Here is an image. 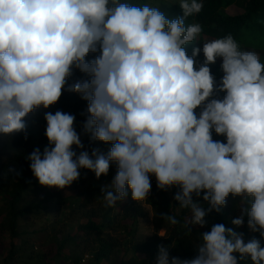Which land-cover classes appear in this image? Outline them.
Listing matches in <instances>:
<instances>
[{"label": "clouds", "instance_id": "9594fccd", "mask_svg": "<svg viewBox=\"0 0 264 264\" xmlns=\"http://www.w3.org/2000/svg\"><path fill=\"white\" fill-rule=\"evenodd\" d=\"M179 6L182 15L169 19L160 7L121 0H0V140H27L31 114L56 105L64 91L75 93L87 102L82 132L111 147L83 150L76 116L45 111L48 146L27 155L41 186L64 189L81 169L99 179L114 164L102 188L105 207L125 201L129 190L144 202L154 176L158 190L178 189L173 199L190 211L184 224L161 214L185 236L204 228L231 194L241 204L231 223L240 228L247 216L248 229L264 239V64L231 34L189 55L185 46L202 26L185 20L203 3ZM218 58L219 81L211 72ZM199 237L193 258L159 245L156 264H264L261 239L245 242L243 232L222 223Z\"/></svg>", "mask_w": 264, "mask_h": 264}, {"label": "trees", "instance_id": "16d2710c", "mask_svg": "<svg viewBox=\"0 0 264 264\" xmlns=\"http://www.w3.org/2000/svg\"><path fill=\"white\" fill-rule=\"evenodd\" d=\"M121 2L133 3L137 6L149 4V0H121ZM203 8L200 13L188 17L185 20V25H191L199 23L202 26L201 34L193 41V44L185 46L186 52L191 55L193 47H203V42L206 39H218L223 38L231 34L234 39L240 45V49L244 51L245 47H252L259 51H264V0H202ZM232 5L241 7L244 11L243 14L230 16L224 12V10ZM169 19L182 15V9L177 4H171L162 11ZM250 33L253 39L257 41H263L260 46H253L248 43H243L241 40L242 33ZM199 57V56H198ZM90 58V57H89ZM260 62L264 64V58L260 56ZM222 58H218L216 64L211 66V72L219 81L223 72L221 70ZM221 97L223 93L220 94ZM87 102L78 98V95L64 91L58 103L51 106L46 111H51L53 114L57 110H61L65 113H71L76 116L75 126L79 121L83 119L82 112L86 110ZM45 113V112H44ZM44 113L39 119V125L41 132L33 138L28 132V139L25 140L23 134L17 135L12 139H8L7 143H2L0 140V156H8L9 164H5L4 168L7 169L11 178H16L14 182V189L6 191L9 198L6 217L7 222L4 228L10 233L11 238H17L20 236L18 232V221L28 215L33 214L36 211H45L48 209L50 202L54 200L56 195L50 190H46V187L41 186L37 179L33 176L30 170V162L27 160L29 155L34 149L39 148L41 152L44 147L48 146V140L45 135L47 127L44 120ZM43 117V118H42ZM78 131L84 134L81 130V126ZM214 139H219L226 142L224 137H218L213 135ZM111 146V145H110ZM14 171H9V169ZM2 182H0V189L2 188ZM178 189L173 188L171 196H168V191H160L155 188L152 196L148 197L146 203L152 207L154 212L153 226L154 234L150 239L134 240V236L138 231V223L140 219H144L148 216L141 207H139L135 201L131 198V192L129 190L130 200L123 202L120 205L121 219L118 221L117 215H113V209L105 210L101 216L100 221H96V211L91 210L84 213L87 222L79 226L78 233L81 236H74L64 241L59 248V254L64 248V243H72L74 246L79 247L81 243L85 244V247H89L92 252L94 264H103V262L110 260L112 255L120 250V244L118 241L109 235H104L105 230H113L116 225H120L119 228L130 238L129 246L130 250L134 253L146 254L150 260L154 259L158 253L159 245H168L170 256H179L181 258H193L196 254V246L199 243V232L210 231L212 225L222 223L226 227L231 228V208L230 203L224 207L220 213L212 212L206 216L207 225L204 228H193L192 234L185 236L180 225L175 227L170 226L167 222L161 218V214H170L177 217V219L184 224L186 220H190L191 213L187 209H181L179 202L173 199L175 192ZM89 193H83L74 198H61L62 202L68 200L74 201L72 206H77V209L82 211L85 206L89 205L87 198L81 200L80 197H85ZM231 195V194H230ZM229 195V197H230ZM227 197L226 199H228ZM194 199H196L194 197ZM229 202V201H228ZM201 203H203L201 199ZM76 204V205H75ZM207 208V205H204ZM74 212V208L71 212ZM247 216H245L244 224L240 229V232L244 233V240L247 242L251 238L255 237L261 239L259 233L251 232L247 227ZM165 230V237L159 235L160 230ZM199 231V232H198ZM81 237L78 241L77 239ZM134 237V238H133ZM261 246L264 247V239H261ZM15 251H11L9 254L12 257ZM237 256L239 254H236ZM63 257L70 261L72 264H79L81 258L77 253L71 252L69 256L63 255ZM1 264H8L6 261ZM120 264H152V261H137L135 258L128 259ZM240 264H250V258L246 261H241Z\"/></svg>", "mask_w": 264, "mask_h": 264}, {"label": "rangeland", "instance_id": "374dc122", "mask_svg": "<svg viewBox=\"0 0 264 264\" xmlns=\"http://www.w3.org/2000/svg\"><path fill=\"white\" fill-rule=\"evenodd\" d=\"M180 0H149V6L160 7L161 11H165L171 4H177ZM224 12L230 16H236L243 14L241 7L237 5H232L224 10ZM212 39H206V41ZM241 40L243 43H248L253 46H260L263 41H257L252 38L250 33L243 32L241 35ZM244 51H254L258 54L259 58L262 55L264 58V51L256 50L252 47H245ZM91 58V57H90ZM201 62L203 61V53L199 54L197 58ZM80 74L77 73L72 79L69 80V83H72L73 80L78 77ZM71 94V93H70ZM78 98H80L78 96ZM46 109H39L34 114H31L28 117L29 134L35 138L38 133L41 132V127L39 125V119ZM86 111V110H85ZM43 118V117H42ZM85 117L79 121L76 126L78 133L79 127L84 121ZM81 135V141L84 145V149L91 153L92 149L97 148L102 152H107L110 145L103 144L99 141H91L87 134ZM214 135V133H213ZM8 140V139H7ZM2 141V143H7ZM73 150L81 151L76 149L75 146ZM10 157V155H9ZM6 155L0 156V182H2V188L0 189V264L6 261L8 264H72L71 259L66 260L63 255L69 256L70 251L77 253L81 258L79 264H94L92 252L89 247H85V244L81 243L79 247L74 246L72 243H64V248L61 250V255L59 254L60 245L67 239L74 236H81V233H78L79 226L87 222L84 213L87 211L95 210L96 211V221L101 220V216L105 210L110 208L113 209L112 214H118V221L121 219V203L128 202L130 197L128 195L127 199L123 202H118L114 207H105L103 198H102V188L105 185H108L112 182L116 174V166L113 164L110 166L109 173L104 176L102 175L99 179L96 178L95 173L87 169L80 170V177L77 181H74L70 186L64 189H57L55 187L48 188L46 190L52 191L56 195L54 200L49 203L48 209L45 211H36L31 215L25 216L18 221V232L20 234L17 238H11L10 233L7 229L4 228V225L7 222L6 210L9 198L6 194V191L14 189V182L16 178H11L7 169L4 168L5 164H9L10 160ZM173 189V188H172ZM172 189L168 191V196H171ZM83 193H89L85 197L90 202L89 205L80 211L77 209V206H72L74 201L68 200L67 202H62L61 198H74ZM61 198H59V196ZM229 201V202H228ZM227 203H230L231 208V221L232 219L238 218L240 216V198H233L232 195L227 199ZM136 204L141 207L145 212L148 213V216L144 219H140L138 223L137 234L133 237L134 240H146L150 239L154 234L153 226V217L154 212L151 206L146 203V200L142 203ZM76 205V204H75ZM74 208V212L71 210ZM245 219V217H244ZM120 225H116L113 230H105L104 235H109L115 238L120 244V250H117L110 260L103 262V264H120L123 261H126L131 258H135L137 261H151L146 254L143 253H134L130 250L129 241L130 238L119 228ZM231 228L233 230L240 232V228H236L231 223ZM165 235V230H160L159 234ZM81 237L77 240L79 241ZM11 251H15L12 257L9 256ZM84 260V262H83Z\"/></svg>", "mask_w": 264, "mask_h": 264}, {"label": "built area", "instance_id": "2783aa9c", "mask_svg": "<svg viewBox=\"0 0 264 264\" xmlns=\"http://www.w3.org/2000/svg\"><path fill=\"white\" fill-rule=\"evenodd\" d=\"M151 185H152V187H151V193H150L149 197L152 196L155 188L157 187L156 186V179H155L154 176L151 177ZM155 258L151 260L152 261V264H156V259ZM83 262H84V260H83Z\"/></svg>", "mask_w": 264, "mask_h": 264}]
</instances>
